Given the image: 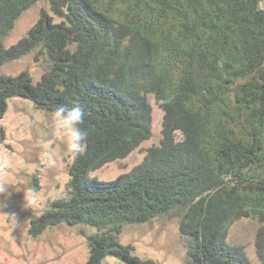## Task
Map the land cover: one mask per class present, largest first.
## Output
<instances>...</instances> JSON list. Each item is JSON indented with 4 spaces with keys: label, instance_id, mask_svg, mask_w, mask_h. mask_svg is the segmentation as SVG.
Instances as JSON below:
<instances>
[{
    "label": "trees",
    "instance_id": "trees-1",
    "mask_svg": "<svg viewBox=\"0 0 264 264\" xmlns=\"http://www.w3.org/2000/svg\"><path fill=\"white\" fill-rule=\"evenodd\" d=\"M39 1L0 0V66L31 52L49 63L37 81L28 69L0 75V117L13 96L48 112L78 104L89 136L69 167L68 197L34 217L29 234L89 225L97 232L87 236L86 264L107 256L158 264L119 236L127 223L170 212L188 240L184 264H251L227 237L233 223L252 217L264 264L261 0H45L52 14L43 9L28 33L5 47L17 19ZM148 95L163 111L160 144L113 180L89 179L152 137Z\"/></svg>",
    "mask_w": 264,
    "mask_h": 264
},
{
    "label": "rangeland",
    "instance_id": "rangeland-1",
    "mask_svg": "<svg viewBox=\"0 0 264 264\" xmlns=\"http://www.w3.org/2000/svg\"><path fill=\"white\" fill-rule=\"evenodd\" d=\"M260 6L264 8V0ZM43 9L51 13L45 0L35 3L17 19L4 39L9 47L24 37L37 22ZM56 21H60L55 17ZM35 52L6 62L0 66V75H17L28 69L34 81L48 68L41 56L35 61ZM153 108L152 137L128 157L106 164L89 174V179L110 181L141 163L147 149L159 145L162 137L163 111L153 95H148ZM2 130L5 136L2 138ZM47 139L46 155L37 141ZM74 157L66 154L63 137L52 127L51 112L38 109L30 99L13 96L0 117V264H86L89 256L87 236L96 233L95 227L77 224H59L48 227L41 235L29 234L34 217L51 208L53 201L68 197L69 167ZM37 177L38 188L34 184ZM174 215V216H173ZM169 213L136 224H125L119 236L120 243L133 244L134 253L142 259L158 264H184L188 240L180 232L179 218ZM259 222L242 218L229 228L227 243L243 246L251 264H259L255 249V235ZM102 264H124L114 256H107Z\"/></svg>",
    "mask_w": 264,
    "mask_h": 264
},
{
    "label": "clouds",
    "instance_id": "clouds-1",
    "mask_svg": "<svg viewBox=\"0 0 264 264\" xmlns=\"http://www.w3.org/2000/svg\"><path fill=\"white\" fill-rule=\"evenodd\" d=\"M85 114L78 104L73 107L58 106L51 112L52 127L63 137L66 154L71 157L83 154L86 148L89 131L81 127ZM37 146L44 150L42 154H47V139L38 140ZM0 191L3 189L0 188Z\"/></svg>",
    "mask_w": 264,
    "mask_h": 264
}]
</instances>
